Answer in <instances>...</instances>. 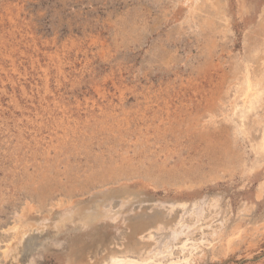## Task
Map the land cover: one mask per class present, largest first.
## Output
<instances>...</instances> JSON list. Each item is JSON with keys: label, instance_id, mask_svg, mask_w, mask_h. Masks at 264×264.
Segmentation results:
<instances>
[{"label": "rangeland", "instance_id": "1", "mask_svg": "<svg viewBox=\"0 0 264 264\" xmlns=\"http://www.w3.org/2000/svg\"><path fill=\"white\" fill-rule=\"evenodd\" d=\"M193 1L0 0V264L138 251L131 226L182 214L169 216L166 201L208 205L188 220L191 243L211 240L221 220L223 235L247 229L229 251L222 238L201 245L192 264H264V230L253 235L264 226V164L252 170L260 132L250 116L241 139L231 115L245 66L264 83V0ZM124 189L123 225L83 226ZM74 202L81 210L63 221ZM27 208L43 230L4 256Z\"/></svg>", "mask_w": 264, "mask_h": 264}, {"label": "bare ground", "instance_id": "2", "mask_svg": "<svg viewBox=\"0 0 264 264\" xmlns=\"http://www.w3.org/2000/svg\"><path fill=\"white\" fill-rule=\"evenodd\" d=\"M191 1L192 0H183V2L185 4H187L188 2H191ZM214 1H215L214 5H211V6H213V7L218 6V4L220 3V0H214ZM196 2H197V0L193 1V3H196ZM204 2H206V0ZM207 4H208V1H207ZM188 6L191 7L192 5L189 4ZM192 7H194V6H192ZM189 14L191 15L192 13L189 12ZM221 14L222 13H220L219 15H221ZM225 19H226V17H225ZM238 79H239V81H238L239 82L238 95L233 100V102L231 104V115L234 117H237L236 121L232 120V122L234 124V128H235V133L237 134L238 137H240L243 140L245 139V137L248 136V130L246 129L245 121L250 116L251 117L254 116L256 118L254 120L255 126L258 127L259 132H260L259 133L260 136L258 138V141L253 145V151H254L256 156L260 157V161L258 162V160H256V162H253V164H252V170H253L254 168L255 169L259 168L260 164H264V114L261 116L257 115L258 110L263 107V103H264V83L262 82V79L258 80L251 75L249 65L244 67V72L242 73L241 78L238 77ZM202 89H204V88H202ZM118 186H120V185H118ZM130 197H131V194L129 193V191L127 189H124L123 193H121L120 195L117 196V199H119L118 201H116L114 199H112V200L110 199L108 201L103 200V202L101 203V205L98 206V209H96V211H91L85 215L84 219L82 218L83 219L82 220L83 226L89 227L93 223H100V222H103L106 224L112 223L113 225H117V224L123 225V223H125V221H126V217H125L126 213H125L124 208L126 206H128L129 202H131V200H129V199H131ZM46 201H48V200L46 199ZM74 201H76V199ZM114 201L118 202V204L116 205L114 203ZM63 204H65V203H63ZM78 204H79L78 202H74V203H72V206L69 205L67 207H64V209H62L63 210L62 211V220L63 221L65 219L71 220L72 217L74 215H76L81 210V209H79ZM54 205H56V203ZM189 205L185 201L180 202V203L178 201L163 202L160 204V206H162V208L167 210V214L169 216H171V214L173 212H175V209H177V208L181 209L182 214L181 215L179 214V217L177 216L178 217L177 219L174 218L175 220L173 219L172 222H166V221H163V219H158V218L154 219V216H150V217H153V220H151L148 217L151 221L148 220L149 222L135 223L133 226H131L130 228H133V233L131 235H133V237L140 238L139 240H143V241L145 240L146 241V242L142 241L143 244H141V242H140V245H142V246L140 248H138V251H136V249H134L133 247L132 248L129 247V249L126 250L125 252H123L122 254L119 251L110 250V251H107V254L105 256L97 259L94 262H91L90 259H87L86 262L83 261V259L80 261V259H81L80 258L79 259L80 262L77 261L78 262L77 263V262L71 261L72 263H69V264H192V262L198 261V259L200 260L201 256L198 257L199 256L198 249L203 244H207L206 246L209 247V245H211L213 243V241L220 240L222 238V240H224V248H225L224 251H229L233 246H235L238 242L243 241V238H245L244 235H246V234H244V233L247 232L246 231L247 229H245V228H243V226H241V224H240L241 221L239 223L240 226H236L234 229L231 228L232 231H230L228 234L223 235L224 228H225L224 227L225 222H224V220H221L220 222H218L220 224L218 226V228L217 227L216 228H210V230L213 229L212 232L208 234L209 237H211V240H210V238H209V240H205V237H204L203 241L199 240L201 242L200 245H197L195 243H191L190 242L191 236L192 237L194 236L193 233L195 230L193 228H195L194 226L197 223L204 220V214H205L204 212L206 210L205 206H208V205L206 204L205 201H202V202L194 201V202L190 203ZM218 205L219 204L216 200H214L209 205V209H212V212H213V213H211V215L208 214V215H210L211 223L215 220V217H218L220 215L219 214V206L220 205L219 206ZM53 207H51V210L53 209ZM27 211H28V213H24V214H21L20 216L16 217V221H15L14 225L12 226V231L14 232V236H13L14 243L12 245H9L6 247V249L3 252L4 256H7L8 254L12 253L13 250H17L18 245H20L22 243V241L24 240V238L29 233H31L32 231H36V233H37V231L40 232L41 230H43V227H44L43 224L44 223L43 224H38L40 222L36 223L35 219H32L33 217L30 216L31 214H30V211L28 210V208H27ZM36 211L39 212L40 210L38 209ZM152 211H154V210H152ZM181 211L179 210V213ZM176 214H177V212H176ZM169 216H168V218H169ZM43 217H45V216H43ZM187 217H188V219H187ZM188 220H190V222H193L194 226L190 225ZM255 222H256V220H255ZM249 223H250V221H249ZM211 225L213 227L215 226L213 224H209L207 228L209 229V227H211ZM246 225H249V224H246ZM198 227H200V225ZM263 230H264V226L254 227L253 228V231H254L253 235H258L260 233V231L262 232ZM117 232H119V229H117ZM128 235H129V233H128ZM204 235H207V234H204ZM92 239H94V238H92ZM126 239H128V238H126ZM92 243H95V242L92 241ZM89 244H91V243H89ZM120 244L122 245L123 243H120ZM133 244L135 245V243H133ZM13 245H15V249L12 248ZM80 245H82V243H80L79 246ZM138 245H139V243H138ZM90 246L91 245H89V247ZM137 246H134V247H137ZM95 247H97V246H95ZM204 247L205 246H203V248ZM81 249H80V251H82ZM89 249H87V250L89 251ZM100 249H101V247H100ZM109 249H111V248H109ZM175 251H177V252H175ZM203 251H201V252H203ZM77 252H78V249H77ZM85 252L86 251L84 250V254L86 255L87 253H85ZM128 253L129 254L130 253H138V255L135 258H132V256L131 255L129 256ZM197 254H198V256H197ZM87 257H89V254ZM94 258H95V256H94ZM91 259H92V257H91Z\"/></svg>", "mask_w": 264, "mask_h": 264}]
</instances>
